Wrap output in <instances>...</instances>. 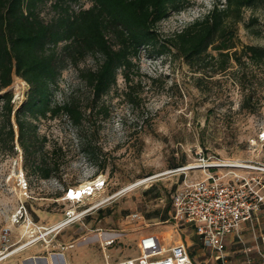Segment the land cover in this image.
Masks as SVG:
<instances>
[{"label": "rangeland", "instance_id": "1", "mask_svg": "<svg viewBox=\"0 0 264 264\" xmlns=\"http://www.w3.org/2000/svg\"><path fill=\"white\" fill-rule=\"evenodd\" d=\"M216 1L191 0L189 8L163 19L158 31L164 37L180 31ZM80 4L90 5L79 0L73 6ZM41 13L46 18L54 14L50 1ZM238 36V48L264 46V1L244 11ZM97 62L86 56L77 65L65 63L51 86L53 104L91 103L80 72L95 68ZM136 64L138 70L131 76L134 103L119 76L116 87L100 101L104 112L83 120L80 127L65 114L36 119L28 112L22 115L36 133L31 140L34 152L28 155L20 145L16 120L29 85L14 76L9 87L13 140L0 102V264L119 262L137 256L140 238L151 233L164 238L167 246L187 244L193 264L209 256L212 250L199 241L191 225L170 218L171 196L178 185L204 174L201 168L179 167L204 157L264 168V70L244 67V89L239 71L214 67L196 73L174 54L142 50ZM246 95L255 103L254 112L242 106ZM42 159L54 167L49 178L25 166ZM238 172L264 175L244 168ZM98 179L93 194L81 201L67 199L70 188Z\"/></svg>", "mask_w": 264, "mask_h": 264}, {"label": "trees", "instance_id": "2", "mask_svg": "<svg viewBox=\"0 0 264 264\" xmlns=\"http://www.w3.org/2000/svg\"><path fill=\"white\" fill-rule=\"evenodd\" d=\"M48 1L54 11L50 18L41 13ZM263 1L218 0L204 15L164 37L158 24L170 14L189 8L191 0H87L88 7L80 4L77 9L73 4L79 0H0V102L11 126V140L9 87L14 76L29 85L16 120L26 155L34 152L31 140L36 137L26 118H21L27 112L33 119L65 114L80 127L83 120L104 112L100 101L116 87L119 76L128 86L129 101L134 103L137 95L131 76L138 70L136 59L142 50L177 55L196 73L214 67L239 71L238 81L245 89L243 68L253 65L264 70V46L244 44L238 48V24L246 9H254ZM86 56L98 60L95 68L80 72L90 89L91 103L84 107L74 100L53 104L51 86L57 84L65 63L77 65ZM250 102L251 96L246 95L242 106L254 112L255 103ZM25 166L42 178H49L54 170L44 159Z\"/></svg>", "mask_w": 264, "mask_h": 264}, {"label": "built area", "instance_id": "3", "mask_svg": "<svg viewBox=\"0 0 264 264\" xmlns=\"http://www.w3.org/2000/svg\"><path fill=\"white\" fill-rule=\"evenodd\" d=\"M234 163L203 157L198 163L179 167L181 171L201 168L204 174L197 180L184 178L171 196L170 218L191 225L199 241L220 254L225 250V239L231 235L241 239L242 224H252L264 205V175L238 172L244 168L264 174V168ZM68 191L70 198L76 194L69 195L73 188ZM163 241L158 234L144 235L138 242L137 256L103 264H193L187 244L177 241L167 246ZM260 241L264 245V234Z\"/></svg>", "mask_w": 264, "mask_h": 264}, {"label": "crops", "instance_id": "4", "mask_svg": "<svg viewBox=\"0 0 264 264\" xmlns=\"http://www.w3.org/2000/svg\"><path fill=\"white\" fill-rule=\"evenodd\" d=\"M262 234H264V205L252 224H242L241 239L233 235L227 237L224 252L221 254L215 251L209 252L208 257L202 258V264H264V245L260 241ZM203 255L204 253H200V256ZM217 255L222 257L217 259Z\"/></svg>", "mask_w": 264, "mask_h": 264}, {"label": "bare ground", "instance_id": "5", "mask_svg": "<svg viewBox=\"0 0 264 264\" xmlns=\"http://www.w3.org/2000/svg\"><path fill=\"white\" fill-rule=\"evenodd\" d=\"M236 162L237 163L233 164L234 166L252 168V166L250 165L239 163V161ZM99 180L100 179L95 180L93 182H85L80 187L74 189V191L71 192V193H76L75 195L72 196V198L67 196V199H74V201H81L85 196L93 194L94 190L96 189L95 187L96 182ZM87 190L91 191L89 192L90 194L87 192ZM5 257H7V255L2 256L1 259H4Z\"/></svg>", "mask_w": 264, "mask_h": 264}, {"label": "snow or ice", "instance_id": "6", "mask_svg": "<svg viewBox=\"0 0 264 264\" xmlns=\"http://www.w3.org/2000/svg\"><path fill=\"white\" fill-rule=\"evenodd\" d=\"M69 195L71 196V195H72V193L70 192V193H69Z\"/></svg>", "mask_w": 264, "mask_h": 264}, {"label": "water", "instance_id": "7", "mask_svg": "<svg viewBox=\"0 0 264 264\" xmlns=\"http://www.w3.org/2000/svg\"><path fill=\"white\" fill-rule=\"evenodd\" d=\"M39 258V257H38Z\"/></svg>", "mask_w": 264, "mask_h": 264}]
</instances>
